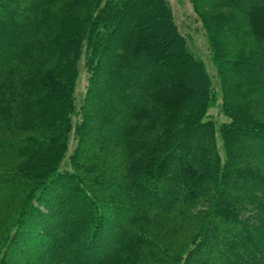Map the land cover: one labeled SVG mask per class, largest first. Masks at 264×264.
<instances>
[{
  "label": "trees",
  "instance_id": "1",
  "mask_svg": "<svg viewBox=\"0 0 264 264\" xmlns=\"http://www.w3.org/2000/svg\"><path fill=\"white\" fill-rule=\"evenodd\" d=\"M191 3L218 68L220 125L208 115L212 82L166 0H0V197L10 199L0 264L23 253L52 264H264V0ZM216 8L227 12L213 18ZM93 129L102 145L86 139Z\"/></svg>",
  "mask_w": 264,
  "mask_h": 264
},
{
  "label": "rangeland",
  "instance_id": "2",
  "mask_svg": "<svg viewBox=\"0 0 264 264\" xmlns=\"http://www.w3.org/2000/svg\"><path fill=\"white\" fill-rule=\"evenodd\" d=\"M166 1L169 4V7H170L171 13H172V18H173L175 25L178 28V31L185 38L186 43H187L190 51L194 54V56L202 60V63L204 64V67H205V69L208 73V76L212 82V85L214 87V92L216 93V95L218 97V99H216V102L213 105V107L209 110L208 115H210L214 119V121L217 125H220L224 122H227L228 121L227 118L224 117V115L220 109L221 93H222L221 87L222 86H221V84H219V81L217 78L218 68L216 67V64L212 61L210 48H209L208 40L206 37L205 28L203 27V23H202L200 17L197 15V13H195V10L193 8L191 0H166ZM226 12H227V10H225V9L216 8V9L211 10L209 12V15L212 16L213 18H216L217 14H220V16H221V15H225ZM229 13L232 14V10H230ZM259 23L260 24L258 25V27L263 28L264 25L262 24V22H259ZM250 25H249V23H246L245 28L249 29ZM251 26L254 27L253 25H251ZM236 35L238 36V34H236ZM220 40L222 42L224 40L225 43L229 44V45L232 43V45L234 46L235 41L237 42V41L241 40V38L236 37V39L233 38V39H227V40L226 39H220ZM245 41H247V46H249V47L252 45H254L255 47L258 46L257 45L258 41H257L256 37L253 36V33H250V34L247 33ZM239 44L242 45L241 42ZM229 45H228V47H229ZM232 50L234 51L235 49L233 48ZM160 60H163L164 62L170 63L171 66H173V67L176 66V60L171 58L172 61H170L169 56H167V57L163 56ZM245 72L247 75L250 72V70L246 69V68H239L236 72H234V74L237 73L240 75L241 73H245ZM260 79H264V72L262 73V76H260ZM87 80H88V75H87V72H86V69L84 66V58L82 57L77 64V77H76L75 90H74V96L76 98L77 107L80 106L81 101L83 100V98L85 96L86 87H87ZM245 83L246 84L249 83V80L247 79V81ZM261 83H263V82H261ZM261 83L259 84V82L255 80L254 84L261 85ZM102 89H104V88H102ZM164 97L167 98L166 95H164ZM257 97H259V96H257ZM257 97L251 96L250 99L247 101H251V100L253 101V100L257 99ZM120 121L121 122H119V124L124 122V119H122ZM92 124L97 125V124H95V122H93ZM90 132H91L90 135H86V139L89 140L88 142L91 145H94L95 143L102 145L105 142V140H104L105 138H103V136L100 134V132L95 133L94 129L91 130ZM72 133L73 132H71V134H70L69 147H68L66 153L64 154V159L61 163V167L64 169H68V170H70L68 158L70 156V153L73 150V146L75 145ZM216 141H217V145H218L219 149L222 150L221 149L222 148V139H221L218 131H216ZM221 156L223 157L222 154H221ZM16 193H13V197H12L13 199L11 200V202L16 204V202L18 201V204H19L21 201L22 195L18 194L19 192H16ZM14 196H15V198H14ZM108 196L112 201L117 202V203L120 202L116 196L109 195V194H108ZM9 200L10 199H8V196L5 198L0 197V221H2V214L5 212V210H6L5 206ZM16 206H15V209H16ZM15 213H16V211H15ZM35 230L36 231H35L34 235L37 236V230L38 229H35ZM155 237H156V239H160V240H158L160 242H161V239L165 238L163 233H159V235H156ZM30 243H33V242L31 241ZM26 246L28 247L27 244H26ZM34 246L37 247L38 245L34 244ZM39 246H41V245H39ZM175 249H176V246L171 247V251H173ZM34 250L39 251L37 248H35ZM53 262H54V259L50 258L46 254H42V255L36 254V256H28L26 253H23V254H20V256H18L17 260L10 259V260L6 261L5 264H43V263L44 264H52Z\"/></svg>",
  "mask_w": 264,
  "mask_h": 264
}]
</instances>
